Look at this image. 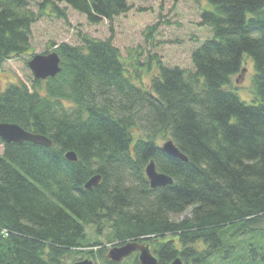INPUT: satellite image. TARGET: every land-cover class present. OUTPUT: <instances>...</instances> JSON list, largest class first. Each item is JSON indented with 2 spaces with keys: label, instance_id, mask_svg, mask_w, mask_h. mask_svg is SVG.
<instances>
[{
  "label": "trees",
  "instance_id": "16d2710c",
  "mask_svg": "<svg viewBox=\"0 0 264 264\" xmlns=\"http://www.w3.org/2000/svg\"><path fill=\"white\" fill-rule=\"evenodd\" d=\"M205 1L201 24L213 35L193 51L194 71L151 56L158 72L143 88L112 41L86 38L82 47H57V76L0 89V123L54 141L0 138V264H65L68 253L86 247L87 225H109L120 245L146 242L159 264L177 257L184 264H264V0ZM51 5L62 18L70 7L91 23L132 8L128 0ZM27 6L0 0V66L31 47L35 17ZM247 57L255 69L251 102L233 83ZM65 98L76 105L71 112ZM140 123L149 133L169 132L188 160L167 154L150 134L134 140L131 129ZM69 151L77 161L66 158ZM152 160L172 184L151 187ZM97 174L101 183L86 189ZM99 244L89 245L90 257L115 264L106 248L93 251Z\"/></svg>",
  "mask_w": 264,
  "mask_h": 264
},
{
  "label": "rangeland",
  "instance_id": "374dc122",
  "mask_svg": "<svg viewBox=\"0 0 264 264\" xmlns=\"http://www.w3.org/2000/svg\"><path fill=\"white\" fill-rule=\"evenodd\" d=\"M131 9L116 16L112 21L103 19L99 23H91L87 17L67 7V17L62 18L52 10V0H28L26 10L35 17L32 26L31 47L28 52L13 56L2 62L0 66V89L5 90L9 84L24 82L32 87L35 79L28 66L30 58L35 54L56 52L58 46L68 43L72 46H84V40L112 41L121 51L125 61L127 74L133 81L143 88H150L152 79L158 72L156 61L150 59L157 55L162 63L170 67H180L194 71L192 53L203 41L213 35L210 25L201 24V13L207 7L205 0H128ZM61 8L65 3H59ZM258 33L255 35L257 36ZM139 60L136 61V60ZM151 64H148V63ZM137 63L139 65H137ZM137 65L138 69H134ZM245 72L242 77H233L234 88L239 96L248 102L253 101L252 79L255 73L254 63L250 58L243 61ZM237 79L239 81L237 82ZM62 104L67 112L75 109L76 105L70 100L63 99ZM133 139H147L150 134L156 142L163 146L170 139L167 131L149 133L144 126L139 125L131 129ZM4 153V145L0 143V155ZM191 208L185 213L172 215V219L179 220L190 214ZM112 228L102 225L96 228L87 225L86 239L77 254L68 253L63 259L65 264L90 259V244L100 243L92 247L97 252L100 248L109 250L120 245L111 237ZM174 239L168 235L165 240ZM162 239H159L161 242ZM95 264H108L104 258H92ZM139 253L135 251L128 259L119 264H138ZM118 264V263H117Z\"/></svg>",
  "mask_w": 264,
  "mask_h": 264
},
{
  "label": "water",
  "instance_id": "95a60500",
  "mask_svg": "<svg viewBox=\"0 0 264 264\" xmlns=\"http://www.w3.org/2000/svg\"><path fill=\"white\" fill-rule=\"evenodd\" d=\"M29 67L36 78L45 80L49 77H54L61 72V57L57 52L47 55L37 54L29 62ZM244 72L245 69L243 70V73ZM242 75L243 74H241L240 77H242ZM0 138L6 143H23L25 141H30L35 144H41L48 147H52L54 145V141L50 137L28 131L18 124L9 122L0 123ZM162 148L171 156L180 158L184 161L188 160V157L178 148L172 139H169L166 143H164ZM66 158L70 161H77L78 155L75 151H69L66 153ZM146 174L152 188L167 186L174 182L171 176L158 171L154 160L150 161L147 165ZM101 181V174L94 175L89 181H87V183H85V188L91 190L98 186ZM135 251L139 252L140 264L159 263L157 257L153 255L150 246L146 242H140L138 240L128 241L121 245L112 247L108 252V257L113 261L119 262ZM74 264H94V262L90 259H84L75 262ZM170 264H184V262L181 257H177Z\"/></svg>",
  "mask_w": 264,
  "mask_h": 264
},
{
  "label": "bare ground",
  "instance_id": "6f19581e",
  "mask_svg": "<svg viewBox=\"0 0 264 264\" xmlns=\"http://www.w3.org/2000/svg\"><path fill=\"white\" fill-rule=\"evenodd\" d=\"M53 53V52H52ZM48 54H50V53H48ZM37 54H35V55H33L31 58H30V60H29V62L34 58V56H36ZM45 55H47V54H45ZM29 62H28V66H29ZM30 68V67H29ZM138 68V72H139V67H137ZM32 71V70H31ZM241 75V74H240ZM240 75H239V77H240ZM57 76V75H56ZM55 77V76H54ZM31 132H33V131H31ZM36 133V132H35ZM151 248V247H150ZM152 250V249H151ZM152 253H153V251H152ZM153 255L155 256V257H157V255H155L154 253H153ZM90 256V255H89ZM130 256V255H129ZM129 256H127V257H125L123 260H121V261H119V262H116V261H113L112 259H110L109 257H108V255H107V257L109 258V260H111L113 263H115V264H119V263H121L122 261H124L125 259H128V257ZM93 257H90V260H92L93 262H94V260L92 259ZM88 259V258H87ZM157 259H158V257H157ZM138 261L140 262V260L138 259ZM106 262V261H105ZM158 262H159V259H158ZM94 264H95V262H94ZM159 264V263H158Z\"/></svg>",
  "mask_w": 264,
  "mask_h": 264
}]
</instances>
